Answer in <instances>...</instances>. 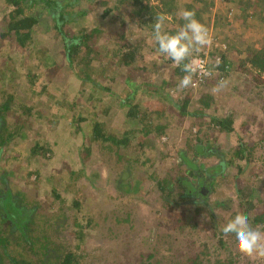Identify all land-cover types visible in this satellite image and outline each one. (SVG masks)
<instances>
[{
	"label": "rangeland",
	"instance_id": "1",
	"mask_svg": "<svg viewBox=\"0 0 264 264\" xmlns=\"http://www.w3.org/2000/svg\"><path fill=\"white\" fill-rule=\"evenodd\" d=\"M209 2L212 3L210 9L206 8L205 16L213 22V29L209 32L211 44L203 48L211 49L212 44L216 47L226 43L228 37L236 33L234 27L242 31L236 35V41L242 45L249 40L262 39L264 23L258 14L248 16L240 8V14L246 15L245 18L241 15L238 22L229 27L228 23L236 14L232 9L228 10V0ZM7 4L0 0V101L9 100V111L4 117L6 127L2 133L0 165L11 172L10 186L23 196V202L28 206L38 203L41 222L63 220V224L50 232V246L42 245L44 252L47 247H58L62 252L71 249L81 256V264H190L198 253L205 257L207 252L212 261L206 264L216 263L214 255L217 252L221 253V260H226V264L228 254L236 264H264V258L240 253L232 240L228 243L229 237H224L220 231L226 217L232 213V216L240 214L235 190L246 187L247 183L254 187L255 210L264 212V83L249 86L251 80L235 71L233 75L223 77L219 84L213 82L206 89L181 88L179 82L184 75L175 73L172 61L158 54L151 30H143L131 23L124 25V9H113L110 15L102 17L103 7L97 6L89 12L87 22L102 30L95 43L101 54L95 55L92 61L96 68L93 77L104 89L88 88L75 73L84 69L83 65L67 63L63 58L57 61L51 55L56 52L53 30H46L44 25L41 26L43 31L36 27L38 32L33 35L34 42L23 45L13 36L3 35L6 27L1 20L8 11ZM106 5L113 6L114 0H107ZM181 10L178 6V10L166 16L172 18ZM168 26L166 20L164 28ZM122 32L125 34L120 40L136 43L137 53L129 68L119 63L104 69L102 63L111 60L104 48V44H108L106 39L109 42L106 46L115 49L122 42L116 34ZM113 58V61L118 60ZM42 63L48 67L45 69ZM140 65L146 66L144 75H148L154 85L158 86L167 79L165 90L171 95L175 92L174 100L188 95V110L195 109L197 115H180L177 109L168 107L173 100L170 102L164 94L154 93V86L139 88L131 102L142 101L148 110L157 106L162 112L155 111L154 116L167 123L163 132L151 135V148L145 147L141 152L135 146L137 138L131 140V146H121L117 150L114 146L101 148L95 142L88 148L86 157L81 153L82 147L78 146L87 139L88 132L77 131L72 119L85 111L91 115L90 120L103 121L108 132L117 134L125 129L127 125L120 116L125 107L121 103L130 93L124 82L125 76L133 70V77L139 78L136 66ZM106 73L112 80L103 78ZM201 88L205 92L214 91L211 104L206 108L198 101ZM28 107H31L30 111H27ZM210 116L233 118L235 129L230 135L214 130L216 126ZM198 128H202V132H198ZM135 134L141 137L140 133ZM239 138L253 148L251 153L244 152L247 164L243 158H234V164H227L223 174L214 179L211 187L207 186L211 188L208 197L196 204L177 198L168 203L163 199L161 182L155 181V175L149 176L154 171L160 179L167 178L172 171V177H175L184 168L179 164L180 153L184 150L192 153L189 146L196 140L208 139L231 154L240 145ZM53 140H56L55 145L51 144L54 146L53 155L42 157L41 153L34 152L30 157L29 153L37 142L41 145ZM119 153L122 156L117 160ZM138 154L139 161L144 160L145 165L139 166L138 161H132ZM201 159L209 166L218 162L220 157L201 156ZM131 164L132 174L128 171ZM52 189L59 196L56 197ZM172 192H178L177 185ZM210 205L213 214L207 209ZM194 219H197L195 225L191 223ZM262 224L264 226V218L254 227L261 229ZM221 237L227 244L219 248L216 244Z\"/></svg>",
	"mask_w": 264,
	"mask_h": 264
},
{
	"label": "trees",
	"instance_id": "2",
	"mask_svg": "<svg viewBox=\"0 0 264 264\" xmlns=\"http://www.w3.org/2000/svg\"><path fill=\"white\" fill-rule=\"evenodd\" d=\"M5 2L8 3V11L1 20V23H5L6 27L5 33L3 34L5 37L13 36L22 45L26 42L32 44L34 42L33 35L38 32L35 31L36 27H39L40 31H43L42 25H44L46 30H53L56 52L54 54L51 53V55L56 57L57 61L63 58L67 63L78 64L80 66L83 65L84 69L79 70L78 73L76 70L75 73L79 75L83 84L88 85V88H93L98 91L104 88L101 82L93 77V72L96 68H94L95 66H93L92 60L95 55L101 54V50H98L95 43H97V35H100L102 30L97 26H90L87 22L89 12L95 7H103L101 13L102 17L110 15L113 9H124L125 13L122 16L124 25L129 23L135 24L143 30H151V34L152 26L159 14H173V11L178 10V6H180L181 9L194 10L196 19L204 24L209 32L213 29L211 27L213 22L207 20L205 16L207 11L206 8L208 7L210 9L212 3H208V0H114L113 6H107V0H5ZM98 3L100 4L96 5ZM242 5L244 7L243 9H247L244 11L246 15L253 16L256 13L261 22L264 23V0H245V2L242 1ZM261 11H263V15ZM179 12L180 11L172 15L171 20H167L169 26L165 29L166 31L175 32L178 30V27L183 24V21L179 18ZM124 34V32H122L121 35L116 34L117 39H122V35ZM263 37L264 35L262 39H255V42L249 40L245 45H242L240 41H236L232 44L227 41L228 48L226 43L218 44L216 47L212 44L211 46L213 48L211 49L203 48L199 52H193L192 56L187 58L184 63H189L192 57L197 54H202L203 57L207 58L210 74L209 76L202 77L199 84L200 86L197 87L206 89L213 82V84H219V81L221 82L223 77L227 76V74L228 76L233 75L235 71L246 79L249 78L251 80L249 86H255L256 83H264ZM215 38H217V36H215ZM257 41L258 44L256 43ZM106 42L108 44H104V48L107 54L111 56V60L108 62L106 61L105 64L102 63V67H104V69H109L113 67L114 64L117 65L121 63L124 67L129 68L131 60H133V57L137 53L135 49L136 43L132 41H122L118 43L119 45L117 48L109 49V46H106L109 45L107 39ZM156 47L158 46L156 45ZM229 48L234 50V58ZM113 57H117L118 60L113 61L112 59L115 60ZM139 57L141 58V54ZM168 60L171 62L170 59ZM217 60H219V63H217ZM40 62H43L42 59H40ZM45 62H48L47 59ZM143 63L146 62L143 60ZM42 65L46 66L45 63H42ZM172 65V69L175 73L178 72L180 75L187 74L182 70V66L177 67L173 63ZM99 66L98 64L97 67ZM47 67L48 66H46L45 69ZM145 69L146 66H136V71H139L138 73L136 72L139 78L133 77L132 74L135 72L133 70L125 76L124 82L127 84L128 89H130V93L124 99L125 101L121 103L122 106H125L124 112L120 115L124 118L123 123L127 125L125 129H122L117 134L115 132H108L105 129L103 121L101 122L97 118L90 120L91 115L86 114L85 111L77 114L76 119H72L77 131L81 130L88 132L87 139L81 146H78V148L82 147L81 153H84L86 157L89 152L88 148L95 142H98L101 148H111L114 146L117 150L121 146H131V140L134 138H137L135 146L141 149V152H144L142 150L145 147L147 148L153 145L151 135L159 134L167 127L166 122L162 120L159 121V118L153 114L155 111L162 112V110H157V106H155L156 108L153 110H148L147 107L142 105V101L131 102L139 88L149 89L154 86V93L164 94V97L170 102L173 100V102L167 105L168 107L170 106L173 110L177 109L180 115H197L195 109L191 111L188 110L190 104L188 95L185 94L174 100L173 95L175 96V92L171 95L165 90L167 79H163L160 85L156 86L148 75H144ZM193 75L192 73V84L195 81ZM103 78L112 80V77L110 78L107 73L106 75L103 74ZM192 84L189 86H193ZM190 89L193 88L190 87ZM204 89H199L200 96L198 101L202 107L206 108L211 104L214 91L209 90L205 92ZM2 96L5 97L3 94ZM91 96H94V93H92ZM8 102V99H5L4 102L0 101V146L3 143L2 133L6 127V119L4 117L9 111ZM31 107H28L27 111H30ZM210 119L216 126L214 130L219 132L225 131L230 135L235 129L233 118H227L226 116L220 119L219 117L210 116ZM119 124L121 125L122 123ZM130 126L133 127L129 128ZM135 132L140 133L141 137L135 134ZM198 132H202V128H198ZM211 140L214 141V138ZM240 140L239 138V141ZM51 144L55 145L56 140L49 141V143H45L44 141L41 145L37 142L35 147L31 149V153H29L30 157L34 152L38 154L41 153L42 157L53 155L54 146H51ZM190 147L192 153L186 150L180 153L181 162H179V164H183L184 168L180 170L175 177H172V171L169 172L171 176L162 179L156 176L154 171L149 174V176L155 175L153 177H155L156 182H161L159 187L161 188L163 199L168 203H172L175 198L184 200L186 203L194 204H196L198 200L200 201V199L205 200L211 193L210 187L214 179L217 178L219 174H223L222 171H225V166L227 164L233 165V159L237 157L243 158L246 165L248 159L244 155V152L248 154L253 151V148L247 141H240V145L235 149L234 153L231 154L227 153L228 151L221 150L218 144L210 143L208 139L202 142L196 140L194 143L190 144L189 148ZM46 153L48 154L46 155ZM212 155L220 157V160L209 166L205 165V161L201 159V156ZM121 156L122 155L119 153L117 160L121 158ZM139 160L140 155L138 154L136 159L132 161H138L137 163H139V166L145 165L144 160ZM129 163L130 162L127 161V165H129ZM132 168V164L128 166L130 174H132ZM10 173L11 172H8V170L0 165V264H81V256L71 249L62 252L58 250V247H52L50 249L47 247V251L44 252V247H42V245L47 244L50 246V232L56 230L58 226L63 224V220L57 218L53 222H41L42 216L39 214L41 211H39L38 203L34 202L32 206H28L25 204V201L23 202V196L19 192L17 193V191L12 190L10 186ZM176 185L178 192L174 193L172 189H174ZM235 191L238 194L237 206L241 209L240 214L247 215L253 227L258 222H262L264 212L257 211L254 207V187L251 188L249 183H247L246 187L237 188ZM52 192L55 191L53 190ZM173 194H175L176 197H173ZM55 196H59L58 192H55ZM77 203L75 204L76 206ZM207 209L213 214L212 211L214 209H212L211 205L208 206ZM194 210L198 212L196 207ZM237 214H239V212ZM232 215L233 213L230 216ZM63 219L65 221L64 216ZM191 223L195 225L197 219L192 220ZM261 227L264 228L263 224ZM230 240L231 238L229 237L228 243ZM226 244L227 242L221 237L216 245L221 248L222 245ZM38 249L39 251H37ZM205 249L207 251L209 250L208 248ZM214 256L216 263L210 264H220V262L221 264H226V260H221L222 256L220 252H217V255L215 254ZM190 259L191 258H189V260ZM232 260V255L228 254L227 264H236L233 263ZM208 261H212V259L208 257V252L205 257L198 253L192 258L190 264H206Z\"/></svg>",
	"mask_w": 264,
	"mask_h": 264
},
{
	"label": "clouds",
	"instance_id": "3",
	"mask_svg": "<svg viewBox=\"0 0 264 264\" xmlns=\"http://www.w3.org/2000/svg\"><path fill=\"white\" fill-rule=\"evenodd\" d=\"M179 18L183 24L175 32H169L165 30L164 24L166 20H171V17L159 14L152 26L151 39L158 46V54L170 59L175 66H182V70L187 74L181 78L179 87L186 88L192 84L191 74L197 68L202 72L205 69L198 59H192L189 63L184 61L192 56L193 52H199L201 48L210 45L211 36L207 27L196 19L194 10L182 9ZM220 231L224 237L231 238L233 246L240 253L264 258V230L253 227L247 215L226 217Z\"/></svg>",
	"mask_w": 264,
	"mask_h": 264
},
{
	"label": "crops",
	"instance_id": "4",
	"mask_svg": "<svg viewBox=\"0 0 264 264\" xmlns=\"http://www.w3.org/2000/svg\"><path fill=\"white\" fill-rule=\"evenodd\" d=\"M240 8L243 11H246L247 10V9H243L244 7L242 5V2L241 3H238V1L228 0V10H231L232 9L233 10V14L235 13L237 15V16L235 15V19L233 21H230V22L228 21L229 22L228 23L229 24V27L230 26H234L235 22H238V18L241 17V15H243L244 18H245L246 15L240 14V10H241ZM233 30L236 33H233V36L232 37H230V38L228 37V41H229L230 44L235 43L236 42V37H238L236 35H240V33L242 32L237 27H234ZM255 46H256V43H255ZM229 51H230L232 57L234 58V53H235L234 50H232V49L229 48Z\"/></svg>",
	"mask_w": 264,
	"mask_h": 264
},
{
	"label": "built area",
	"instance_id": "5",
	"mask_svg": "<svg viewBox=\"0 0 264 264\" xmlns=\"http://www.w3.org/2000/svg\"><path fill=\"white\" fill-rule=\"evenodd\" d=\"M231 14V13H230ZM192 59H198L201 64H203L205 71H201L200 68H197L195 72H193V76L195 77V81L192 84L193 86L197 87L200 86V81L202 80V77L209 76L210 74V69L207 64V58L203 57L202 54H197L192 57ZM191 59V60H192Z\"/></svg>",
	"mask_w": 264,
	"mask_h": 264
}]
</instances>
